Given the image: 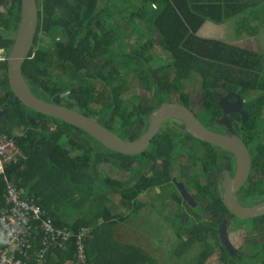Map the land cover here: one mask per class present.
<instances>
[{"label": "trees", "instance_id": "trees-1", "mask_svg": "<svg viewBox=\"0 0 264 264\" xmlns=\"http://www.w3.org/2000/svg\"><path fill=\"white\" fill-rule=\"evenodd\" d=\"M255 6L249 0H105L102 4L101 0H35V34L21 63V76L33 96L74 110L102 124L121 140L132 141L144 131L146 116L152 108L146 105L150 102L154 108L175 94L177 101L188 106L185 82L194 75L202 90L204 103L198 112L202 121L205 119L214 125L221 117L219 107L213 102L218 94L237 95L242 100L246 120L237 130L241 131L245 144H250L252 170L264 171V148L250 143L252 138H259V130L264 125L258 118L264 108V56L196 36L204 21L218 25L246 11L252 12ZM19 11V0H0V109L7 110L0 120V131L14 141L24 156L16 164L6 166L0 175V211L3 185L8 182L22 190L24 196L31 197L55 227L73 234L79 228L87 229L83 241L86 264H154V258L141 247L114 242L111 229L116 222L136 216L138 194L164 186L160 206L175 204L169 228L173 229L175 249L181 250L180 256L196 245L200 250L196 264H207L210 251L215 254L210 264H264L263 245L252 248L250 240L246 241L247 249L253 250L255 259L246 255V263L237 251L232 257L224 250L217 227L228 214L215 193L193 185L198 203L190 208L172 189L166 163L174 158L177 148L176 143L163 142L176 139L182 147L187 144V141L181 144L173 128L170 133L169 128L165 129L160 138L157 133L141 155L119 154L103 148L86 133L66 123L27 109L12 95L5 59L17 28ZM108 16H116L120 27L105 28L101 19ZM134 22L136 30L140 24L147 27L146 31L142 29L143 37L151 29V36L156 35L155 41L141 37L140 41L129 43L132 34L129 28L134 27ZM42 38L44 41L40 43ZM154 45L166 54L162 69L147 65L149 57L145 53ZM91 63L93 68L88 70ZM121 69H125L126 76L135 77L139 88L149 92L152 101H137L135 93L126 98L128 83ZM88 139L102 151L95 152L86 143ZM141 157L147 160L146 168L136 171ZM93 164L116 167L133 178L125 186L124 181L102 172L99 176L92 175L89 171ZM105 186L109 187L107 193L101 190ZM110 196H118L120 212L117 214H112ZM148 200V209L161 216L160 207ZM186 210L191 211L190 215ZM206 213L208 222L203 220ZM247 221L264 230V215ZM234 227L241 226L234 224ZM251 235L250 232L247 236ZM72 253L70 243L65 252L57 253L58 264L69 261Z\"/></svg>", "mask_w": 264, "mask_h": 264}, {"label": "rangeland", "instance_id": "rangeland-1", "mask_svg": "<svg viewBox=\"0 0 264 264\" xmlns=\"http://www.w3.org/2000/svg\"><path fill=\"white\" fill-rule=\"evenodd\" d=\"M104 1L105 0H101V4ZM120 2H121V0H120ZM262 2L264 3V0H262ZM263 3L260 4V7L253 9L252 12L246 11V12L240 14L239 16L235 17V18H239L241 16V18L244 20V24L240 23L238 25V28H236L237 25H234L233 21L230 20L231 21L230 23H232L230 26V29H229L230 41L235 40L238 37H241L243 35H246L249 32H252L253 30H257V29H259L258 31L264 30V4ZM258 20H260V25H258V24L254 25ZM101 21L104 22L105 28H109L112 26L120 27V24L117 22L118 19L116 18V16L104 17L101 19ZM220 26L221 25L216 26V27H220ZM129 29L132 32V34L130 35V37L128 39L129 43H133L134 40H135V42L140 41L138 38H141V37H142V39L151 38V41H153V42L155 41L156 35L153 34L151 36V34H152L151 29H149V32L146 34V36H144V37L142 36V29H144L143 31H146L147 27H145L143 25L141 26V24L138 25V28H137L138 30H136V26H135V22H134V27L131 25ZM118 31L120 32V28H118ZM211 32L215 33V31H211ZM127 33L128 32H126V34ZM255 39H256L255 46H257L259 44L261 46V49H260L261 52L264 53V42H263V40H261L260 37H257ZM43 41H44V39L42 38L40 43H43ZM238 43H240V46H243L247 50H248V48H251V44L248 43L247 41H244L243 45H241L242 41H239ZM145 55H147L149 57V61L147 64L148 66L155 68V69H159V68L162 69V62H163L164 57H166V54L165 53L163 54L162 51L158 47H156L154 45L151 48V50H149L145 53ZM91 64L88 67V70L89 69L91 70L93 68V64L92 65ZM142 71H141V74H143V72H144V71L143 72ZM120 72H121L122 76L127 79V83H128L127 84V90L124 93L126 98L132 97L133 93H135V96H137V98H138L137 101H152V98L150 97V93L147 91H143L139 88L135 77L132 78L131 75L126 76L125 75V69H121ZM53 73L56 74L57 71L56 72L53 71ZM185 85L186 86H185L184 91H185V93H186V95L190 101L191 107L195 111H199V109L202 106L203 101H202V97H201L202 96V90L199 89V83H198L197 78L194 75L190 76L188 78V80L185 82ZM225 94L226 93H223L220 95L218 94L217 96L225 97L224 96ZM232 96H233L232 98L235 101H236L235 97H237L239 101H242L237 95H232ZM177 99L178 98L175 94H171L169 97L166 98L165 101H177ZM246 99H247V101L249 100L248 97H246ZM150 105H151V102L146 106L148 107ZM258 118L263 119V121H264V108L260 111V116H258ZM205 121L206 120L203 119L202 122H205ZM173 125H175V124H173ZM18 130L20 132L21 128H19ZM259 132H261V135L259 136V138H256V137L252 138L250 143L252 146H255L258 143L256 145V147L260 146V147L264 148V125H263V129L259 130ZM86 143H88V145L95 152L102 151V149H100V147L95 142H93L92 140L88 139L86 141ZM169 143H174V142L171 141ZM149 144H150V142H149ZM149 144H148V147H149ZM176 148L178 149L179 147L176 146ZM176 151H174V153ZM263 154H264V152H263ZM23 158H24V156L21 154V159H23ZM169 160L171 161V159H169ZM179 162H181V161L179 160ZM146 163H147V160H143V158L140 159L135 170L141 171L142 169H145ZM10 165H14V164H10ZM10 165H8V166H10ZM263 166H264V164H263ZM89 172L92 175H96V176L97 175L99 176L100 173L102 172L104 175H106L112 179L124 181L125 186H128L130 184V181L132 180L131 178H133L132 175L131 174L129 175L128 172L121 171V170L117 169L116 167L112 168V167H110L108 165H104V164H101V165L93 164L92 169H90ZM3 174H4V170H3V173L0 175H3ZM135 174H136V172H135ZM4 188H5V184L3 185V192H4ZM164 188L165 187L163 186L161 188H158L157 190L152 189L151 191H143L142 193L138 194V196H136V199H135L137 201L142 199V201H144V204H147L149 202L148 199H150L153 202L154 206L160 207V209H158V211L161 212V216H159L158 212L155 210H145L146 212L144 211V214L140 210H137L136 216L133 215L134 217L125 218V220L123 222H116V224L112 226L111 233H112V236L114 238V242H117L120 244L132 243L133 245L141 247L142 250L145 251L150 257L154 258V260H155L154 264H196V257H197L198 252L200 251L196 245L190 246L188 248V250H186V252L184 253L183 256L179 255V252H181V250L176 251V249H175L176 239H174V237H173V229L169 228L170 216L172 214V210H173V207L175 206V204L170 203V205L166 208H163L162 206H160L161 205L160 202H162V198L164 197V194H162V197L160 196V192H162V189H164ZM15 189H17V188H15ZM17 190L21 191L20 189H17ZM101 190H103L104 193H107V192H109V187L108 186H105V188L101 187ZM247 190L249 191L250 197L247 198L246 192H243L241 198H242V200L244 198H247V204H248L249 201L254 199V197L251 196V194H253L255 197H257L258 194L264 193V186L262 187V191L259 190L258 188H254L252 192L249 189H243V191H247ZM110 197H111L110 198V200H111L110 204L112 205V214H117L120 212V208H119L120 206L118 205V196H110ZM251 197H253V198H251ZM23 198H26V196L23 195ZM241 198H240V201H241L240 203H242ZM203 206H204V204H203ZM138 208H139V206H138ZM83 210L86 211L85 209H83ZM146 214H148V215H146ZM144 216L147 218L143 222L139 223L140 219H143ZM235 224L237 226H241L242 224L249 225L250 221H247V220H242L241 222L236 221ZM86 232H87V229H86ZM241 232H242V227H239L238 230H230V233L227 235V242L231 246L233 254H234V251H237L239 253L238 256L241 258L242 262L246 263V262H248L247 256L251 257V256H255V254H253L252 249L251 250L247 249L248 245L245 242V240H247L249 237L255 236L252 239H255V242H258L260 239L264 238V231H259V232L257 230L252 231L251 236H247L248 233H250V231H246L243 234L244 236L242 235ZM243 237H245V238H243ZM250 239L251 238H249L248 240H250ZM223 247H224V250H226V252L228 253V255H230L229 254V253H231L230 250H228L226 248V246H224V245H223ZM255 248H256V246H255ZM259 249H262V248H259ZM263 251H264V249H263ZM207 255L209 256V258L207 257L206 263L207 264L213 263L212 261L215 260L214 252L210 251L209 253H207ZM49 261H50V264H58L59 263L58 257H57L56 263H54L50 259L48 260V263H49ZM233 261H237V260H233ZM65 262H66V264H72L71 261H68V262L63 261V262H61V264H64Z\"/></svg>", "mask_w": 264, "mask_h": 264}, {"label": "water", "instance_id": "water-1", "mask_svg": "<svg viewBox=\"0 0 264 264\" xmlns=\"http://www.w3.org/2000/svg\"><path fill=\"white\" fill-rule=\"evenodd\" d=\"M19 1V20L5 61L8 88L24 107L86 133L100 146L109 151L131 156L141 154L148 147L149 142L155 136L163 121L167 119L179 120L183 123V131L191 137L220 148L233 156L235 172L231 179H225L221 195V204L227 213L237 220H248L264 215V200L250 207H244L239 205L234 198V193L246 180L250 167L249 157L243 142L230 132L220 134L210 131L199 122L195 114L186 106L175 102L160 104L148 114L144 132L135 140L124 141L105 129L102 124H98L87 116L33 96L21 76V63L26 59L34 38L37 12L35 0ZM235 98L236 101H239L237 97ZM225 100L223 99L219 105L224 107L226 105ZM239 104L237 102L235 107L239 106ZM223 112L228 111L223 110ZM182 195L184 199L187 198L183 193ZM224 232L225 228L222 224L218 230V238L230 250L231 253L229 254L232 255L233 251L229 247Z\"/></svg>", "mask_w": 264, "mask_h": 264}, {"label": "flooded vegetation", "instance_id": "flooded-vegetation-1", "mask_svg": "<svg viewBox=\"0 0 264 264\" xmlns=\"http://www.w3.org/2000/svg\"><path fill=\"white\" fill-rule=\"evenodd\" d=\"M232 97H233L232 95H230V97L227 95L225 96L226 105L224 107L219 105L222 103L224 98H221V99L218 98V100L216 98V101L215 102L213 101L219 107L220 115H221V117L216 119V123L214 125H213V123L208 124L207 122H202V119L198 116V112L200 111L201 108L199 109V111H195L191 107L190 101H188V107L187 106L186 107L189 108L195 114V116L199 120V122L204 127L209 129L210 131L215 132V133H220V134H226V133L230 132L232 135L237 137L245 145L246 151H247V154L249 157L250 167H249V171H248V175H247L246 180L241 184L240 188L234 193V198L239 205L244 206V207H250L252 205H255V204L263 201L264 200V198H263L264 193H260V195L257 198L252 199L247 204V198L250 197V194H249L248 190L243 191V189H249L252 192L254 188H258L259 190L262 191V187L264 186V183L263 182L261 183V180H263L264 171L262 169H258L256 171L252 170V156L249 153L250 144H249V146L247 144H245V141L243 140V136L241 135V131L237 130L240 127V123L241 122L243 123L246 120V116L242 110V101H235ZM165 102L180 103V101H165ZM165 102H163V103H165ZM237 102H239L240 104H239V106L235 107ZM203 103H202V106H203ZM180 104H182V103H180ZM150 107H152V108L149 111V113L152 110H154L155 108H157V107L153 108V105H150ZM223 110H227L228 112H223ZM0 111L2 112L0 114V120H1L3 115L7 112V110L3 108V109H0ZM223 113H226V114H223ZM147 116H146V120H147ZM146 120H145V123H146ZM29 122L31 124L35 125V122L33 120L29 119ZM173 124H175V125H173ZM167 128L170 129L169 133L172 132L171 129L173 128V131L176 133V135L179 134V138L181 139L182 145H183V143H186V141H187V144L182 147L179 144L180 142H178L180 140H176V139L170 140V142L173 141L174 143H176V146L180 145V147H181V148L177 149V151L175 153H173L174 158H170L171 161L166 163L168 173L171 176L170 182L172 185V189L177 191V193L180 195L181 199L190 208H195L197 206V203H198L195 200V197L197 196V191L193 188V185H197V188H198V185H200L203 188L211 190L213 193L216 194V197H219V200L221 202V195L223 193L222 187L224 185V181H225V179H228V180L231 179L234 175V172H235V162H234L233 156L230 153H228L224 150H221L220 148L211 146V145H209L205 142H202L200 140H197L193 137L192 138L197 140V142L186 138V135H185L186 132L183 131V123L179 120H176V119H167L161 123V125L157 131V133L159 134V138L161 137L162 134H164V130ZM145 129H146V125H145L144 130ZM163 143L167 144V143H169V141L167 139H165ZM147 149H145V150H147ZM141 154H138V155H141ZM142 158H143V160H146L145 157H141L140 159H142ZM179 160L181 162H179ZM156 163L160 164V162L158 160H156ZM142 170H144V169H142ZM243 192H246L247 198H244L242 200L241 197H242ZM182 193L184 194L185 197H187L186 199L188 201L186 199H184ZM253 197H251V198H253ZM240 198L242 200V203H240L241 202ZM260 198H263V199H260ZM199 203H201V205L203 206L201 201ZM148 204L149 203L144 204V201H142V199H140L139 203H138V206H139L138 210H140L144 214L145 210H150V209H148ZM187 212H188V215H190L191 211L188 210ZM146 215H148V214H146ZM208 216H209V214L206 213L203 216V220L208 222L210 220ZM236 221H241V220H237L235 218L233 219L228 214L225 218L221 219L220 223L218 224L217 234H218V230H219L220 226L223 224L224 228H225L224 233L226 234V240H227V235L230 233L229 229H231L232 226L234 228L232 230H238V228H239V227H234V224L236 223ZM241 227H242L241 233H245L246 231L252 232L255 230H257L259 232L262 230V228L257 227L256 225L252 224V222L249 225L242 224ZM254 237H249V238H251L250 239V241H251L250 247L254 248L255 246L259 247L260 245H263L262 248H264V238L260 239L258 242H255V239H252ZM243 238H245V237H243ZM247 240H245V242ZM229 247L232 251V248L230 245H229ZM234 254L231 256H234ZM253 254H255V253L253 252ZM251 258L254 259L255 256H251Z\"/></svg>", "mask_w": 264, "mask_h": 264}, {"label": "built area", "instance_id": "built-area-1", "mask_svg": "<svg viewBox=\"0 0 264 264\" xmlns=\"http://www.w3.org/2000/svg\"><path fill=\"white\" fill-rule=\"evenodd\" d=\"M19 158L21 152L14 141L0 131V174ZM2 200L0 264H49V259L56 263L57 253L65 252L70 243L73 253L69 261L86 264L85 228H79L73 234L55 227L31 197L23 198L21 191L7 182Z\"/></svg>", "mask_w": 264, "mask_h": 264}, {"label": "crops", "instance_id": "crops-1", "mask_svg": "<svg viewBox=\"0 0 264 264\" xmlns=\"http://www.w3.org/2000/svg\"><path fill=\"white\" fill-rule=\"evenodd\" d=\"M249 1H252V3H256V6L253 9H256V8L260 7V4L263 3L262 0H258V1L257 0H249ZM237 16H239V15H237ZM230 20L233 21L234 25H237L236 28H238V25L240 23L244 24V20L241 18V16L239 18H235L234 17V18H232ZM230 20L225 21V22H223L221 24H218V25L212 24V23H210L208 21H204L200 25V27L197 29L196 36L199 37V38H202V39L218 40V41L224 42L226 44H231V45H234V46H237V47H240V48H244V47L240 46V43H238V42L242 41L241 45H243L244 41H247L248 43L251 44V48H248V50H251V51H253V52H255V53L259 54V55L264 56V53L261 52V50H260L261 46L259 44L257 46H255V43H256V39L255 38H257V37H260V39L263 40V42H264V30H260V31H258L259 29L253 30L252 32H249L246 35H243L241 37H238L235 40L230 41L229 29H230V26L232 24V23H230L231 22ZM256 24L260 25V20H258L254 25H256ZM219 25H221V26L220 27H216V26H219ZM211 31H215V33L211 32ZM244 49H246V48H244ZM165 63L166 62L163 61L162 65L164 66ZM224 96H226V95H224ZM216 98H217V100H218V98L219 99H221V98L225 99V97H219V96H216ZM215 101H216V99H215ZM21 192H22V190H21ZM2 194H3V191H2ZM2 194H1V198H2ZM22 195H23V193H22Z\"/></svg>", "mask_w": 264, "mask_h": 264}]
</instances>
